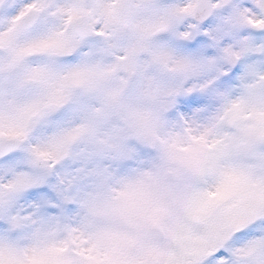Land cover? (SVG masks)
<instances>
[{"label": "snow or ice", "instance_id": "snow-or-ice-1", "mask_svg": "<svg viewBox=\"0 0 264 264\" xmlns=\"http://www.w3.org/2000/svg\"><path fill=\"white\" fill-rule=\"evenodd\" d=\"M0 264H264V0H0Z\"/></svg>", "mask_w": 264, "mask_h": 264}]
</instances>
